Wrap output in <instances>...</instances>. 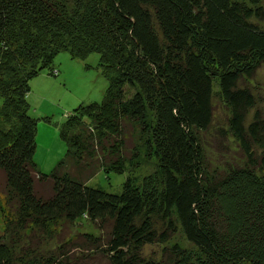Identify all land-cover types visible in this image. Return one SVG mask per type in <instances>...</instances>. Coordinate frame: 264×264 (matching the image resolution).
<instances>
[{
	"label": "trees",
	"instance_id": "16d2710c",
	"mask_svg": "<svg viewBox=\"0 0 264 264\" xmlns=\"http://www.w3.org/2000/svg\"><path fill=\"white\" fill-rule=\"evenodd\" d=\"M252 21H264V0H0V264H264V111L245 84L264 63V29ZM59 52L96 54L107 86L65 117V153L45 175L27 82ZM125 124L154 171L118 194L87 186L138 158L136 147L124 157ZM209 130L238 163L209 160ZM82 220L98 235L35 259L34 242ZM178 230L196 254H142Z\"/></svg>",
	"mask_w": 264,
	"mask_h": 264
},
{
	"label": "rangeland",
	"instance_id": "374dc122",
	"mask_svg": "<svg viewBox=\"0 0 264 264\" xmlns=\"http://www.w3.org/2000/svg\"><path fill=\"white\" fill-rule=\"evenodd\" d=\"M258 27L264 29V21H252ZM57 71V75L51 76L50 69ZM251 92L257 99L258 107L264 111V63L255 71L248 85ZM29 104L28 115L36 120L35 149L33 161L43 174H49L56 163L65 153V143L59 136V128L65 117L80 105L100 103L107 82L101 74L98 66V56L90 54L85 60L70 58L67 52H59L52 58L49 68H43L31 77L28 82ZM1 105V100H0ZM215 122L224 125L226 112L221 104L214 99ZM252 111L249 113V117ZM0 123V130H1ZM124 133V157H128L138 150V158L132 163L125 165L122 174L104 173L97 171L87 182V186L99 187L107 193L118 194L122 184L130 178L135 185L140 180L154 171L156 160L154 157H146L144 149V138L140 136L131 124L123 125ZM205 154L213 164L219 166L233 165L238 163L237 154L234 152L233 142L220 137L214 130L204 133ZM98 235L92 226L86 221H77L73 226H64L56 231L53 238L43 237L39 242L32 244L37 260L38 254L41 257L56 255V246L64 241H71L79 234ZM59 237V238H57ZM20 243L19 248L23 247ZM178 246L189 254H196V249L186 241L181 230H178L166 244L145 246L142 254L156 257L162 247ZM19 248L14 247L16 257L21 256ZM54 251V253H51ZM75 252H70L68 260H73ZM36 262V261H35Z\"/></svg>",
	"mask_w": 264,
	"mask_h": 264
}]
</instances>
